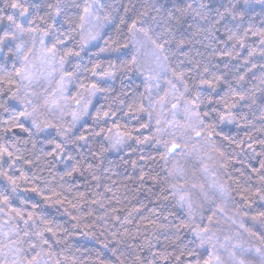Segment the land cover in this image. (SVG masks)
Segmentation results:
<instances>
[{
  "label": "trees",
  "instance_id": "16d2710c",
  "mask_svg": "<svg viewBox=\"0 0 264 264\" xmlns=\"http://www.w3.org/2000/svg\"><path fill=\"white\" fill-rule=\"evenodd\" d=\"M29 2L46 6L47 2L55 3V0H29ZM87 2L93 3V0H87ZM149 2H154L157 6L166 5L167 8H172L174 3L179 7L192 3L194 8H198L201 3L208 5V21L199 19L194 21V13H192L181 17L179 22H172V30L167 34L164 33L166 25L162 21L153 22L151 20L152 16L157 15L155 11H150L149 16L144 18L143 26L151 29L149 36L153 40L158 39L160 43H164L165 40L170 41L164 43V50L159 55L163 65H166L164 75L167 81L173 80V83L177 85L178 91L174 92L175 97L184 92V87L173 78L172 72L175 70L185 73L184 82L188 84L190 92L179 101L182 112L184 111V100L191 99L195 94L200 79L199 73L204 67L209 68L206 78L212 74L224 76L228 81H232L234 86H237L238 76L244 77L237 87L239 91L245 93L247 98L240 101L233 109L240 126L235 123L221 124L216 113L212 112L205 120L206 123H215L216 134L209 140L207 130H204L200 139L209 146L217 161L216 168H218L219 177L229 196V209L236 214L234 218L236 230L244 238L264 249V220L253 219V217H258L259 213L264 212V201H261L259 196L251 195L260 187L259 178L252 169L259 168V161L264 157L254 156L247 148V144L252 143L255 152L259 153L261 145L258 142L264 140V83H262L264 80V46L261 45V39H264V36L260 35L264 32V4L259 3V0H248L247 5L245 0H96L97 5L103 6L100 16L109 14L110 22L101 20L103 27L97 26L99 37L95 41L88 40L89 31L86 30L83 37L86 43L83 48L80 47L82 38L78 34L74 40L58 46L53 61L59 73L74 72L71 81L67 80V96H75L78 92H82L81 83L88 85L96 82L101 87L110 88L111 91L97 93L93 96L89 112L94 115L97 109L108 110L111 107L116 115L96 123L93 122L91 115L85 116L72 127L71 134L73 137L82 132L87 135L85 129L90 131L93 128L97 132L101 128L107 132V129L113 127L114 123H118L121 130L124 128L139 129L141 123L147 122L149 128L134 132L133 135H138L141 139L144 136H152L153 139L141 145H137L133 139L120 148L101 152L102 148L109 147V142L103 135L90 136L87 144L83 142L66 143L62 155L65 157L71 155L74 159L61 160L47 156L46 153L51 152L55 147V144L50 141L62 142L57 134V128L61 126L68 128L72 121L66 119L68 124H61L52 120L51 117L43 120L40 114L43 113L42 110L44 112L45 110L40 107L42 105L40 100L44 91L37 92L30 87L27 89L29 92L36 93V96L32 97L38 105L34 118L40 124L41 131L32 127L31 119H22L20 122L30 131L25 132L15 128L11 132H5L4 129L8 125L2 121L9 119V113L0 109V145L14 155H22L25 159L32 161L31 164L17 161L12 168H9L12 161L9 160L7 154L0 157V172L7 171L9 175L19 177L20 170H22L28 177L27 182L20 180L17 191L12 193L8 182L4 176L0 175V192L10 195L11 207L33 212L36 217L49 221V226L59 229L57 234L61 243L56 244L52 241L53 255L42 256V264H55L57 259L61 260V264H120V260H124L125 264H132L136 254L145 260H150L152 259L151 252L164 253L166 248L168 253L178 254L179 248L184 245H187L189 249H194L201 258H207V249L197 247L198 241L193 235L192 228L197 225L207 226L203 218L208 217L210 221L211 213L195 203L197 208L194 210V219L189 221L186 204L181 207L178 202L180 195L194 192L195 189L199 192L206 187L198 181L199 177L194 179L191 170L194 169L193 166L186 168L185 179L174 177L171 155L176 154L177 150L168 156L167 161L162 158L167 151L165 145L171 147L174 140L156 131L157 128L160 129L157 119L161 118L158 101L163 98L152 92L141 67V55L137 48L138 42H150V40L142 34L132 36L128 32V26ZM5 3L6 0H0V13L5 16V19L0 21V35L8 27L6 16L12 14V9L5 7ZM84 4L85 0H63L65 13L74 18L82 11ZM225 9L229 11L225 12ZM45 10L46 7H41L39 15H43ZM218 11L225 12L224 19L216 25L213 33L215 38H208L206 33L200 29L209 28L210 21L218 18ZM240 12L244 13L242 17L236 15ZM233 15H236L235 19ZM31 18L30 16L29 19ZM189 25L192 27L189 28ZM226 27L235 34V40H228L229 33L225 31ZM45 40L47 47H51L52 38L46 37ZM181 40L184 44L178 46ZM238 40L243 43V47L237 43ZM105 41H117L121 47L116 50L117 44H106ZM11 44L13 48L16 44L24 45L23 51L28 52L27 56L33 55L34 50L36 53L42 51L44 55L46 54V49H42L39 39L37 38L33 43V37L27 33ZM125 44L127 47H122ZM101 48L104 51H101ZM68 49L79 52V56L66 57L62 70L59 61ZM7 51L8 48L5 47L4 52ZM229 52L231 56L225 55ZM249 52H252L251 56ZM134 55L137 63L131 71L117 72L113 79H106L100 75L109 64L119 67L122 62L130 61ZM164 56L168 58L166 61L163 60ZM97 64L100 67L97 69V75H93L92 69ZM16 67H20L19 61ZM12 68V60H5L0 54V76ZM17 86L6 82L0 84V103L8 100L9 95L16 90ZM210 91L206 86L201 90L204 103L201 104L199 110L202 113L211 112L212 108L222 110L221 105L207 103ZM226 92L227 86L221 82L216 92L211 95L215 100ZM84 95L86 96L87 93ZM113 97L117 99L114 100ZM121 100L123 103L119 102ZM131 103H134L136 107L143 105L145 111L129 112L128 104ZM71 104H75V101H71ZM9 106L17 110L20 108L15 100H10ZM149 112L152 113L151 119H149ZM46 114L49 115V113ZM46 124L51 126L44 127ZM196 130L200 131V129ZM249 135L252 137L251 140L248 138ZM225 136L235 142L245 140L244 150L236 148L235 143H229L224 139ZM221 152L224 153L223 156L220 155ZM93 153L97 155L94 156ZM78 160L84 161L80 170L71 176L65 175ZM133 161H136L135 167H133ZM89 163L94 165L92 169L87 168ZM97 165L98 167H95ZM141 174H143V179H141ZM94 175L98 179H93ZM32 188H36L37 191L33 192ZM173 191L177 193L175 197L171 194ZM81 193H83L82 198ZM242 195L247 198V204L242 199ZM93 201L97 202L93 203ZM33 205L36 207L33 208ZM0 207L3 206L0 205ZM4 211L7 212V209ZM164 216L168 219L164 220ZM8 219L9 216L0 213V225ZM215 220H218L217 216ZM151 221H156V223L153 224ZM186 222L191 226L181 228L179 233H176V227ZM241 223L244 228L240 227ZM36 224L43 227L40 219L36 220ZM218 224L230 225L222 220ZM161 225L165 227H160ZM20 227L23 228L22 222ZM3 230L8 229L5 227ZM125 232L128 235L118 243L117 239L120 234ZM177 235L179 239L176 244H169V238L175 239ZM46 236L51 241V235L46 233ZM5 240L6 238L0 235V244L5 243ZM148 242L153 245L151 251L146 246ZM142 245H144L143 248ZM113 249H116L115 254H113ZM45 251H48L47 246H45ZM31 255H35V252L30 253L28 258ZM195 258L185 256L182 259L187 262ZM157 264H176V261L173 255L168 262L158 260Z\"/></svg>",
  "mask_w": 264,
  "mask_h": 264
},
{
  "label": "snow or ice",
  "instance_id": "6c2138e0",
  "mask_svg": "<svg viewBox=\"0 0 264 264\" xmlns=\"http://www.w3.org/2000/svg\"><path fill=\"white\" fill-rule=\"evenodd\" d=\"M248 0H245V4L247 5ZM259 3L264 4V0H259ZM95 5V7H94ZM5 7H9L12 9V14L6 16V20L8 22L7 29L0 35V54H2L5 60L11 59L13 68L9 71H6L3 76H0V84L8 83V84H16L15 91H12L6 100L3 103H0V109H2L5 113H9V119L2 121L5 125H8L4 129L5 132H11L13 129L18 128L21 131L28 132L29 129L25 128L24 125L20 122L22 119H31L32 127L35 128L37 131H41V126L34 118L37 107L36 103L34 102L33 98L36 96V93L29 92L27 89L31 86V82L33 80V75L29 71V61L28 56L24 53V45L16 44L15 47H12L11 42H15L19 37L23 36L24 34H29L33 37V43H35L36 39H39V43L42 46V49H46V54L44 55V60H54L57 54L58 46L65 45L66 43L75 39V36L78 34L82 38V42L80 47L83 48L84 43L86 41L83 40L85 31H89L88 40H96L99 37V31L97 30V26L103 27L101 20L103 22H110L109 21V14H105L103 17L100 16V11L102 10L103 6L97 5L96 0H93V3H88L85 0V4L83 6L82 11L78 14L77 17H73L65 13L63 0H55V3L47 2L46 6L41 4H32L29 0H6ZM41 7H46L43 15H39V10ZM76 7H80L76 5ZM35 10V11H33ZM208 5L201 3L198 8H194L192 3H187L183 7L177 6L175 3L173 4L172 8H167L166 5L160 4L157 6L154 2H149L146 4L145 9L141 11L136 19H134L131 24L128 26V32L130 35L135 36L136 34H142L144 37L148 38L153 45V47L157 50L158 53H162L164 50V43H169L170 41L165 40L164 43H160L158 39L153 40L149 36V32L151 31L150 28H146L143 26L144 18L149 16L150 11H155L157 15L152 16L151 20L153 22H160L162 21L166 27L164 28V33H169L171 29L172 22H179L181 17L187 16L189 14L194 13L193 20H204L208 21L209 17L207 15ZM228 9H225V12H228ZM225 12H217V19H213L210 21L209 28L207 29H200L201 31L205 32L208 38H215L213 33L216 29V25H218L221 20L224 19ZM18 14V15H17ZM179 14V15H177ZM236 15L243 16L244 13L240 12ZM236 15H233V19L236 18ZM32 17L29 19V17ZM5 16L0 13V21L4 20ZM123 23V21H121ZM27 25V27H25ZM192 25H189L191 28ZM119 30V28L117 29ZM225 31L229 33L228 40H235L236 36L232 33L230 28H225ZM246 32L248 30H245ZM256 35V33H253ZM264 36V32L260 34ZM46 37L52 38L51 47H47L46 45ZM106 44H117V41H105ZM241 47H243V43L241 41H237ZM184 41L181 40L178 46H182ZM261 45L264 46V39H261ZM7 47L8 51L5 53L4 48ZM119 46L116 50H119ZM122 47H127V44L122 45ZM235 47V45H233ZM29 51H33V49H29ZM101 51H104L101 48ZM79 56V52H74L72 49H68L63 53L61 59L59 61L60 67L63 70L64 60L68 56ZM225 55L231 56V53H225ZM252 55V52H249V56ZM161 59L160 55H157V60ZM168 58L166 56L163 57V60L166 61ZM19 61L20 67H16V63ZM137 63V58L134 55L130 61L122 62L119 67L115 64H109L108 68L105 69L100 75L106 79H113L116 76L117 72H128L133 69V67ZM166 69V65H160ZM255 67V65H253ZM77 65V69H78ZM100 65H95L92 69V74L97 75V69ZM197 68H199V64H197ZM209 72L208 67H204L203 71L199 73L200 79L199 83L196 86L195 94L192 95L191 99L184 100V111L185 116L189 122V126L192 127V130L195 131V135L200 137L204 130H207L208 139L211 140V137L216 134L215 123H206L205 118L209 117L212 112L216 113V117L218 118L219 123H228V124H237L240 126V122L237 119L236 114L233 112V109L237 106L240 101H244L247 97L244 92L238 90V85L240 81L244 79L243 76H238L236 78V85H233L232 81H228L224 76H218L212 74L211 76L206 78V74ZM74 76V72H64L61 76L60 85L61 87L58 89L61 98L65 101L64 106L62 107V112L66 114H70L72 117V124L68 128L59 127L57 128V134L61 137L62 142L56 143L55 141H50V143H54L55 147L51 152L46 153L47 156L55 157L56 159H67L73 160L74 157L71 155L65 157L62 155L64 152V145L66 143L71 144H79L81 142L87 144L88 138L101 136L103 135L104 138L109 142L108 148H102L101 152L108 151L109 149H116L120 148L127 144L128 141L135 139V143L137 145L145 144L149 140L153 139L152 136H144L143 139L140 136H134V132H139L141 129L149 128V124L147 122L141 123L139 125V129H128L124 128L121 130V126L118 123H114L113 127L107 129V132L103 128L100 131H96L94 128L90 131L85 129L87 135L82 132L80 135L73 137L71 134L72 127L75 126L76 122L80 121L83 117L91 115V118L94 123L103 121L106 119H110L116 115V112L108 108V110L97 109L96 113L93 115L89 112V105L91 104V98L95 96L97 93H108L111 91L110 88L101 87L98 83L94 82L88 85L83 83L80 84V89L82 92H78L75 96H67L65 95V89L63 87L65 79L71 81L72 77ZM172 76L176 81H179L183 84L184 92L180 93L179 96L174 97L177 100V103L172 105V108L175 110L178 107L179 101L184 98L185 94L190 92L189 86L187 83L184 82L185 73L183 71H175L173 70ZM151 77H146V80L150 79ZM27 82V83H25ZM225 83L227 86V92L223 96H219L218 99H213L211 93L216 92L217 86L221 83ZM264 83V80H262ZM168 84L171 86L174 92L178 91L177 85L173 83V80H169ZM207 87L210 91L207 103L209 105L215 103L217 105L222 106V110L218 108H212L211 112L205 111L201 112L200 106L204 103V99L202 97L201 90L204 87ZM84 93H87L85 96ZM113 99H117L113 97ZM15 100L19 105V110L15 109V107L9 106V101ZM71 101H75V109L68 113V108L70 107ZM123 103V101H119ZM56 103V102H53ZM255 103V101H253ZM45 105L51 107V104L47 99H45ZM57 107H60L58 103H56ZM161 107H163V101H161ZM31 109V111L29 110ZM129 112L132 111H145L143 105L136 107L134 103L128 104ZM152 113L149 112V119H151ZM241 119H243L241 117ZM160 124V120L157 119V125ZM51 125H44V127H50ZM196 129H200L197 131ZM157 132L160 131L159 128L156 129ZM250 140L252 137L249 135L248 137ZM225 140H228L229 143H235L236 148L244 150L243 146L245 145L246 141L241 139L239 142L232 141L229 137L225 136ZM159 143V140H157ZM261 145V152L256 153L255 148L252 143L247 144V148L252 151L254 156L264 157V140L258 142ZM167 151L162 158L167 161V158L170 154H173L175 150L179 148V145L173 143L171 147H167L165 145ZM5 154L9 157V160L12 163L9 164V168H12L17 161H23L24 164H31L32 161L25 159L22 155H14L12 152L8 151L3 145H0V157H3ZM93 155H97L93 153ZM221 156L224 155L223 152L220 153ZM144 159V157H141ZM84 163L82 160L76 161L71 170L66 172L65 175L71 176L74 172H77L81 168V164ZM259 168H253L252 171L255 173L259 178L260 187L256 189L252 196H259L261 201H264V158H261ZM133 167L136 166V161L132 162ZM94 167L93 164H88L87 168L92 169ZM95 167H98L95 166ZM0 175L4 176L5 180L11 187V192L15 193L17 188L19 187V181L24 180L27 182L28 177L25 173L20 170V176L15 177L9 175L7 171L0 172ZM93 179H98L95 175ZM141 179H143V174H141ZM175 187V186H174ZM195 188V185H193ZM33 192L37 191L36 188L31 189ZM182 191V189H181ZM220 191L223 193L224 189L221 186ZM174 197L177 195L176 191L171 193ZM205 198H207V193H202ZM81 198L83 197V193L80 194ZM194 193L183 194L179 196V204L181 207H184L187 204V213L189 217V221L194 219V200H193ZM47 199V198H46ZM167 199V197H164ZM242 199L245 200L247 204V198L242 195ZM60 203V201H56ZM97 201H93L96 203ZM23 203V201H22ZM0 213H4L5 215L9 216V219L4 222L3 225H0V235L6 238L5 243L0 244V264H42V256H52L53 253L51 249L53 248L54 241L56 244L61 243L60 238L58 237L59 229H54L53 227L49 226L50 222L47 220H43L42 218L36 217L33 212H26L23 208H15L11 207L10 195L6 194V192H0ZM36 206L33 205V208ZM7 209V212L4 210ZM122 210V209H121ZM262 219L264 220V212L258 214V217H253V219ZM40 219L41 224L43 227L37 226L36 220ZM73 219H76L73 217ZM164 220H167L168 217L164 216ZM15 222V223H14ZM22 222L23 228L20 227V223ZM129 223L131 221H128ZM151 223L155 224L156 221H151ZM191 224L186 222L182 223L176 227V233H179L181 228L190 227ZM7 227V231L3 229ZM73 227H77V225H73ZM160 227H165L161 225ZM241 228H244V225L241 223ZM245 231H248L245 229ZM193 235L198 241L197 247L198 248H206L207 249V258H201L198 256L197 252L194 249H189L187 245L180 247L177 253H168L167 249L165 248L164 253H157L151 252L152 259L145 260L141 258L138 254L134 256L132 264H157L158 260H163L168 262L170 258L174 255L176 264H224V261L221 258L219 250L217 248V240L215 238V234L211 232L210 228L207 226L200 227L197 225L196 227L192 228ZM46 233L51 235V241L49 240ZM115 235V234H114ZM128 235L126 232L121 233L120 237L117 239V242H122L124 236ZM179 239L178 235L173 238H169V244H176L177 240ZM25 245L27 247L25 248ZM45 246H47L48 251H45ZM147 248L151 251L153 245L151 242L147 243ZM107 247V245H105ZM131 247V246H130ZM142 248L144 245L141 246ZM224 245H220V248H224ZM235 247V246H234ZM6 249V250H5ZM257 253L261 250L256 249ZM35 252V255H31L30 258L28 256L30 253ZM116 249H113V254H115ZM231 255L235 256V253H231ZM188 257H196L194 260H189L185 262L182 258ZM119 260V257H117ZM55 264H61V260L57 259ZM120 264H125L124 260H120ZM243 264V261L240 262Z\"/></svg>",
  "mask_w": 264,
  "mask_h": 264
},
{
  "label": "rangeland",
  "instance_id": "374dc122",
  "mask_svg": "<svg viewBox=\"0 0 264 264\" xmlns=\"http://www.w3.org/2000/svg\"><path fill=\"white\" fill-rule=\"evenodd\" d=\"M137 48L141 55V67L145 72V78L151 77L148 81L152 92L163 98V100L158 101L161 116L159 134L173 139L176 144H180L176 154L171 155L174 177L185 179L187 175L186 168L193 166L194 169L191 170L194 179L199 177L198 181L202 182L206 187L199 192L195 189L191 193H194V204L197 203L205 211L211 213L210 217L212 216L213 220L210 218L209 221L208 217H204L203 220L211 232L215 234V238H218L217 248L224 264H240L241 261H243V264H264V249L253 241L244 238L236 230L234 222L236 214L229 209V196L219 177L218 168H216L217 161L209 146L202 142L200 137L195 135L192 127L189 126L185 111L182 112L181 110L180 102L175 110L172 108V105L177 103V100L174 98L175 93L164 75V67L160 66L163 65L162 60H157L159 53L148 41L138 42ZM27 53L25 52V54ZM28 61L29 71L34 77L30 88L37 92L44 91V95L40 100L42 102L40 107L49 115L39 108L43 112L40 114L41 117L43 120L51 117L57 123L68 124L66 119L72 121V117L70 114L62 112L65 101L61 98L58 91L61 87L60 80L63 74L56 69L53 60H44L42 51L36 53L34 50L33 55L29 54ZM67 83V79H65L63 85L65 95L68 94ZM45 99L49 101L51 107L45 105ZM161 101H163V107H161ZM53 102L58 103L60 107H57L56 103ZM74 109L75 104H70L68 113ZM186 146L188 147L187 149L185 148ZM221 186L224 189L223 193L220 191ZM202 193H207V198ZM196 208L197 206L195 205L194 210ZM203 209L199 208V210ZM199 210L197 209V211ZM215 216L218 217V220H215ZM220 220L226 224L230 223L231 227L230 225H219ZM221 244L225 247L220 248ZM256 249L261 251L257 253ZM233 252L235 253L234 258L231 255Z\"/></svg>",
  "mask_w": 264,
  "mask_h": 264
}]
</instances>
